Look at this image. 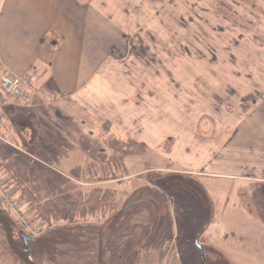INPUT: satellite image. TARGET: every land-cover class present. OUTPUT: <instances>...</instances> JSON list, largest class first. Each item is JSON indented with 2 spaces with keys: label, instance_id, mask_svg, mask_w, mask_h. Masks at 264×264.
<instances>
[{
  "label": "rangeland",
  "instance_id": "374dc122",
  "mask_svg": "<svg viewBox=\"0 0 264 264\" xmlns=\"http://www.w3.org/2000/svg\"><path fill=\"white\" fill-rule=\"evenodd\" d=\"M159 1L162 9L159 5L157 18L161 14L162 25L134 30L126 58L116 57L110 68L108 78L115 92L107 94L109 104L115 106L119 105L116 99L135 104L138 94L155 93L167 105L166 110L170 106L176 110L178 126L169 125V118L152 124L160 135L175 133V150L166 142L162 155H157L122 138L130 128L116 126V120H125V116L114 114L110 118L113 122L107 121L111 110L98 105L99 93V99L81 100L83 110L66 103L68 113L81 119V124H61L68 135L66 143H74L75 149L48 160L40 156L39 168L32 163L36 158L0 144L4 171L14 183L5 177L10 187L4 190L18 202L21 225L39 229L35 242L30 244L31 256L38 264H264V186L254 180L258 176L264 180V166L259 169L253 164L258 169L250 171L254 173L250 175L247 171L240 174L230 168L223 170L225 167L219 165L240 160L234 154L227 157L221 142L230 140V132L240 125H236L237 120L253 107L251 99L241 105L244 92H228L238 79L231 72L232 51L225 50L233 44L230 40L245 39L257 47L258 60L264 58V0ZM152 13L145 11L147 22ZM245 42L240 50L242 56L254 50ZM244 82L249 88V83ZM240 88L243 91L244 86ZM221 96L226 102H217ZM8 99L0 95V104H8ZM106 102L101 100L99 104ZM147 110L146 123L159 113ZM137 117L135 113L134 119ZM247 124H252L255 141L246 146L264 152V115ZM152 125H147V132ZM208 126L211 128L207 133L209 137L214 133L215 140H210L209 151L207 141L199 143L200 150L196 141L208 136ZM246 128L242 126L240 131ZM90 132L92 136L87 137ZM189 133H194V138L187 137ZM234 142L225 149L238 152L237 145L242 141ZM258 162L264 163V155ZM202 163L207 169L194 170ZM224 173L235 177H225ZM47 181L55 191H48ZM81 183L95 185L85 191ZM96 190L100 192L93 194ZM60 192L70 194L77 202L93 194L104 204L71 221L36 209ZM134 203L116 217L122 208ZM0 213L10 221L18 239L23 228L13 218L8 203L1 200ZM196 238L204 250V263L194 246ZM0 264H22L10 253L1 228Z\"/></svg>",
  "mask_w": 264,
  "mask_h": 264
},
{
  "label": "crops",
  "instance_id": "0c3cea01",
  "mask_svg": "<svg viewBox=\"0 0 264 264\" xmlns=\"http://www.w3.org/2000/svg\"><path fill=\"white\" fill-rule=\"evenodd\" d=\"M159 5L162 9L159 0H0V74L8 73L15 78L30 80V102L27 105L19 104L0 92L1 96L9 98L8 104L12 105L9 107L8 104H0L3 107L0 109V112L3 111L0 114V138L8 142L6 145L24 155H30L28 149L32 148L40 156L48 153L52 156L64 155L67 150L75 149L74 143H69L71 149L66 147L68 135L65 133V124H81L80 116L68 113L66 103L71 102L73 107L79 105L80 110H83L81 108L83 98L88 101L101 98L99 102L101 100L107 102L103 105L98 102V105L111 110L107 121H111L110 118L114 114L125 116V120H116V126L119 124L130 128L128 133L120 129L121 133H125L122 134V138L131 139L134 146L157 155L158 152L162 155L161 148L166 142L175 150L178 141L172 137L175 133L166 132L160 135L159 129L152 124H156L154 122L158 119L160 122L163 118H169L171 121H166L169 125L178 126L176 110L173 111L171 106L166 110L167 105L164 106L162 99L155 93L147 96L138 94L139 98L135 104H131L130 100H126L125 103L121 99L111 98L119 104L115 106L109 104L107 94L110 92L113 95L115 92L114 85L108 78L110 68L114 65L116 57L126 58L124 55L129 48V41L135 36L134 30H139L140 26L149 25L155 29L157 25H162L161 14L157 18ZM168 6L174 9L171 3ZM147 10L153 11L149 22L145 17ZM244 40H230L233 44L225 50L232 51L229 54L230 58L234 59L231 72L238 79L233 83V88H228V92L234 91L237 95L239 89V93L244 92L241 93L244 96L242 100L251 99L253 107L243 113L244 117L237 120L236 125H240L238 129L230 132L233 133L229 135L230 140L225 139L221 142V148L227 157L234 154L240 160L235 164L219 165L225 167L223 170L230 168L240 174L247 171L253 175L254 173L250 171L258 169L255 165L253 167V164L259 165V169L264 166L263 162H258L259 156L264 155V152H261L260 148L246 146L247 143L255 141L252 136L254 134L252 124L247 122L259 121L264 115L261 113L264 108V58L258 60L257 47L248 40V44L252 45L250 47H254V50L242 56L240 50ZM243 79L249 83V88ZM241 85L244 86L243 91ZM98 93L101 94L100 97L97 96ZM225 93L227 94L226 91ZM212 95L217 96L214 93ZM106 96L107 98H103ZM146 97L149 99L146 100ZM221 99L226 102L225 97L218 98ZM147 106H151L152 109ZM146 110H154L153 114L159 111L156 119L149 117L146 123ZM135 113L138 116L136 119ZM147 125H152L148 132ZM214 126L215 123L212 127ZM242 126L247 128L241 132ZM210 128L211 126L206 128V133ZM50 130L53 133L52 136H47V143L41 142L43 135L40 133L45 134ZM91 134L92 132L88 133L87 137H91ZM187 137L194 138V133H189ZM202 138L201 141H196V144L201 150L199 143L207 141L209 151L210 146L212 147L210 140L213 138L215 140L214 133L210 137L208 134ZM50 139L56 141L50 142ZM236 141H242L237 145L238 152L225 149L231 148L232 143ZM1 143L3 142L0 141ZM174 153H171L172 160ZM55 161L56 159L53 162ZM203 163L191 167L194 170L207 169ZM185 164L190 165L187 162ZM46 167L49 168L47 165ZM224 174L225 177H235L232 173ZM254 180L264 186L263 178L258 176Z\"/></svg>",
  "mask_w": 264,
  "mask_h": 264
},
{
  "label": "trees",
  "instance_id": "16d2710c",
  "mask_svg": "<svg viewBox=\"0 0 264 264\" xmlns=\"http://www.w3.org/2000/svg\"><path fill=\"white\" fill-rule=\"evenodd\" d=\"M52 133L53 132L51 130L46 132L45 134L40 133L41 135H43L42 136L43 139L42 140L40 139L41 142L47 143V141H48L47 136H49V135L52 136ZM51 136H50V138H51ZM49 141L53 142L54 140L50 139ZM66 147L71 149V144L66 143ZM28 152H29L31 157L42 161V159L40 158V154L38 152H36L35 149H33V148L31 150L28 149ZM51 156L52 155H50L49 153L43 154V157H45L47 160L51 159ZM30 162H32V161H30ZM34 162H36V161H34ZM34 162H32V163L34 165H36L37 168H39L41 166V165H39L40 163L37 164ZM13 178H15V177L13 176ZM16 181L19 182L18 180H16ZM47 186H49V188H48L49 192L56 190V188L54 186H52V183L50 181H47ZM50 187H52V188H50ZM21 190H23L24 193L28 192L27 189H25V188H22ZM99 192H100V190H96L93 194H97ZM27 194L30 196L29 192ZM93 194H91L90 196L85 198L86 201L82 200V202H77L76 200H74V198L70 194H68L66 192H60L57 196H54L52 198V200L44 202L43 204L37 206L36 209L39 211H41V209H42L43 213L46 212L47 215H50V216L56 215L57 217H59L63 221H71L76 216L82 217L88 211L92 212L93 210L99 209L100 207L103 206L104 201L98 199V197H94ZM28 199L30 200V201H28L29 204L32 206L31 203H33V200L30 197Z\"/></svg>",
  "mask_w": 264,
  "mask_h": 264
},
{
  "label": "built area",
  "instance_id": "2783aa9c",
  "mask_svg": "<svg viewBox=\"0 0 264 264\" xmlns=\"http://www.w3.org/2000/svg\"><path fill=\"white\" fill-rule=\"evenodd\" d=\"M29 80L27 78L16 79L7 73H3L0 77V90L8 96H11L18 102L27 103L28 99ZM5 176L0 172V200L8 203L9 209L12 212V216L16 222L23 220L22 214L19 211L18 202L15 200L12 193L4 190V187H10L6 184ZM90 186V185H89ZM88 186V187H89ZM85 189L87 185L83 186ZM22 226V225H21ZM23 227V226H22ZM32 236L39 233V229H32L29 227H23Z\"/></svg>",
  "mask_w": 264,
  "mask_h": 264
},
{
  "label": "water",
  "instance_id": "95a60500",
  "mask_svg": "<svg viewBox=\"0 0 264 264\" xmlns=\"http://www.w3.org/2000/svg\"><path fill=\"white\" fill-rule=\"evenodd\" d=\"M134 205H135V203L134 204H130V205L122 208L119 211V213L116 215V217L119 214H121L123 211H125L126 209H128V208H130V207H132ZM0 226L2 227V229L4 231L6 244H7L8 248H9V250L11 252H13L23 264H35L34 262H32L30 260V258L26 254V251L28 249L26 243L29 242V241L32 242L34 240L31 239V238H28V237H26L24 235H21V239H22V241L25 244L24 251H22V250H20L18 248L17 244L15 243V241H14V239L12 237V229H11V226H10L8 220L2 214H0ZM194 245H195V247L197 249V252L199 254L200 259L203 261L204 260L203 259V250H202L201 246L198 244L197 239H195ZM101 256H102L101 253H99V258H101Z\"/></svg>",
  "mask_w": 264,
  "mask_h": 264
},
{
  "label": "flooded vegetation",
  "instance_id": "af4514ba",
  "mask_svg": "<svg viewBox=\"0 0 264 264\" xmlns=\"http://www.w3.org/2000/svg\"><path fill=\"white\" fill-rule=\"evenodd\" d=\"M217 101H219V102H221L220 100H217ZM245 102H248L247 100H242V102H241V105H243V103H245ZM253 102V101H252ZM250 109V108H249ZM252 109V108H251ZM247 110V109H246ZM213 126V125H212ZM209 127V126H208ZM207 127V128H208ZM9 222V224H10V221H8ZM10 226H11V224H10ZM0 228L2 229V227L0 226ZM11 228H12V226H11ZM2 231H3V229H2ZM3 233H4V231H3ZM21 235H23V233H22V231H19V234H18V239H16V237H15V235H14V232H13V230H12V237H13V239H14V241H15V243L17 244V246H18V248L20 249V250H22V251H24V248H25V244H24V242L22 241V239H21ZM28 238H31V239H33L34 241H32V242H27L26 243V245H27V247H28V249H27V251H26V254H27V256L30 258V260L32 261V262H34L35 264H38L33 258H32V256H31V252H32V249H31V246H30V244H33L34 242H35V236L33 237V236H27ZM4 238H5V234H4ZM5 242H6V240H5ZM7 245V244H6ZM8 247V246H7ZM9 249V248H8ZM10 251V250H9ZM10 253L15 257V258H17L18 259V257L13 253V252H11L10 251ZM19 260V259H18ZM20 261V260H19ZM21 262V261H20ZM22 263V262H21ZM23 264V263H22Z\"/></svg>",
  "mask_w": 264,
  "mask_h": 264
}]
</instances>
